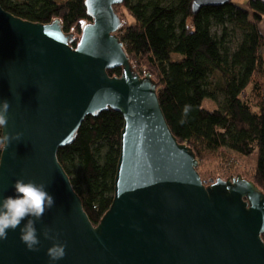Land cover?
Here are the masks:
<instances>
[{
  "label": "water",
  "instance_id": "1",
  "mask_svg": "<svg viewBox=\"0 0 264 264\" xmlns=\"http://www.w3.org/2000/svg\"><path fill=\"white\" fill-rule=\"evenodd\" d=\"M124 0H86L93 20L77 47L61 20L23 19L0 4V105L10 104L6 132L22 133L0 157V197L17 179L45 183L55 206L36 222L39 251L20 227L0 240V264H264V192L250 179L210 178L177 140L161 107L153 74L132 68L116 34ZM230 0H193L196 13ZM122 67L120 76L108 69ZM112 108L124 116L114 196L93 224L60 163L88 115ZM2 130V136L4 129ZM66 255L50 261L54 241Z\"/></svg>",
  "mask_w": 264,
  "mask_h": 264
},
{
  "label": "trees",
  "instance_id": "2",
  "mask_svg": "<svg viewBox=\"0 0 264 264\" xmlns=\"http://www.w3.org/2000/svg\"><path fill=\"white\" fill-rule=\"evenodd\" d=\"M192 2L124 0L114 6L121 18L116 34L133 70L153 74L167 122L177 140L195 153L199 172L201 161L222 149L255 154L252 175H233L252 180L264 192V57L259 52L264 46V0H230L203 6L196 13ZM0 4L34 22L59 18L73 47L93 20L86 0H0ZM107 72L120 76L122 67ZM206 100L217 105L206 107ZM123 123L122 113L112 108L88 115L74 141L57 153L95 225L113 200ZM1 153L2 148L0 157Z\"/></svg>",
  "mask_w": 264,
  "mask_h": 264
},
{
  "label": "clouds",
  "instance_id": "3",
  "mask_svg": "<svg viewBox=\"0 0 264 264\" xmlns=\"http://www.w3.org/2000/svg\"><path fill=\"white\" fill-rule=\"evenodd\" d=\"M10 104L7 100L0 105V128L4 129L0 136V148L6 149L13 140L19 141L22 133L15 135L5 131L8 124V111ZM45 183H37L35 180L17 179L14 183V195L0 197V240L8 238V231H15L20 227V240L29 251H39L41 241L38 236L36 222L42 220L43 216L55 206L52 195L46 191ZM45 239L53 240V246L48 249L47 255L50 261H57L66 255L67 243H60L57 236L51 234V229L43 231Z\"/></svg>",
  "mask_w": 264,
  "mask_h": 264
},
{
  "label": "rangeland",
  "instance_id": "4",
  "mask_svg": "<svg viewBox=\"0 0 264 264\" xmlns=\"http://www.w3.org/2000/svg\"><path fill=\"white\" fill-rule=\"evenodd\" d=\"M120 12L127 14V17L132 21V18L128 15L124 7H120ZM262 32L264 35V21L262 23ZM260 54L264 57V46H261L259 50ZM249 95V88L242 93V97L246 99ZM223 96L219 95V100H222ZM217 103L211 102L209 100L205 101V106L213 108ZM255 154L252 156H244L234 151H229L227 149H222L218 153H212L207 155V157L201 161L200 171L203 177L217 178L222 174L227 176H235L236 172H243L246 175L253 174V167L255 164ZM211 176V177H210Z\"/></svg>",
  "mask_w": 264,
  "mask_h": 264
}]
</instances>
